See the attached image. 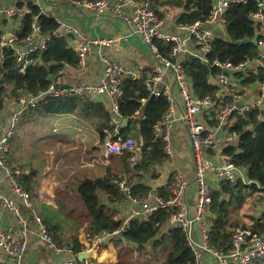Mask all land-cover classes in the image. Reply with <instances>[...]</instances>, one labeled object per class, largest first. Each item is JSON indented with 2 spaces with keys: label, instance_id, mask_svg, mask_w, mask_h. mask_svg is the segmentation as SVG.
Listing matches in <instances>:
<instances>
[{
  "label": "built area",
  "instance_id": "1",
  "mask_svg": "<svg viewBox=\"0 0 264 264\" xmlns=\"http://www.w3.org/2000/svg\"><path fill=\"white\" fill-rule=\"evenodd\" d=\"M42 0H32L40 14ZM73 8L83 14L106 15L124 22L133 36L139 37L150 48L156 65L144 80L145 89L150 95L164 97L170 103V111L164 116L162 122L156 128V137L165 143L164 151L167 158H173L174 149L171 139V130L177 120L184 122L187 136L192 148L195 168L196 204L193 216L189 213L186 202L188 181L184 174L174 176V183L168 186V197L164 199L158 193L148 194L141 198H133L126 183L119 178L116 183L122 192L126 193L132 203L128 219L148 218L160 209L172 211L170 223L181 229L187 236L188 244L195 256V264H205V257H211L217 264H263L264 263V231H254L237 227L233 231L230 248L217 249L211 243L210 214L213 204L214 187L209 183L210 176L222 182L227 181L232 185L244 183L249 185L252 181L247 177L245 170L237 167L233 157L221 152L220 162H214L211 154L218 151L221 144L222 132L232 124L231 117L239 112L245 119L249 113L257 107L264 105V82H258L257 88L261 89L260 98L256 102L244 101V90L238 82L224 70L244 72L248 66L264 64V2H259L260 11L254 14L258 22H262L260 28L259 44L263 50L258 59H252L240 65H232L229 62H221L215 59L212 65L218 69L215 76H208L211 81L214 78L218 84L215 97L211 95L200 99L193 90V84L188 76L183 60L192 57L205 64H210L208 54L212 51V44L217 36L225 37L227 32L226 13L233 4L246 3L247 0H212V9L206 22L197 21L191 24L175 23V32L167 28L165 18L154 7L152 0H64ZM32 15L33 10L28 4L21 7L0 8V19H3L7 29L0 37V64L6 59L5 50L16 51V68L20 74H25L27 68L33 63L32 55L45 52L52 37L65 39L76 51L78 56L77 71L81 73L89 64V55L94 47L98 48V58L102 64V75L99 83H73L65 84L52 80L48 88L37 95L28 90H19V96L15 99L16 107L4 121L0 122V183L7 184L11 193H0V212L11 214L15 218L18 232L12 229H2L0 226V257L7 264H23L27 253L28 238L30 233V221L22 215L21 207L28 209L32 220L39 227V237L47 247L56 254H67L72 257L70 261L58 264H78V257L82 253H95L111 246L120 236L125 226L115 231H91L85 234V244L80 253L54 241L49 233L47 225L34 212L29 192L23 187L20 177L22 171L11 161L10 151L17 126L27 112L35 108L41 101L47 99H86L90 102L101 103L110 114V126L113 131H107L106 137L99 145L104 151L105 157L112 158L129 154V162L139 165L143 157L140 141L135 136L123 138L120 135L122 117L119 111V101L124 95L125 81L141 78L136 70L126 69L115 62L109 49L118 44L114 39H94L87 37L75 26L65 24L55 18L58 28L49 36L42 35V27L39 16H34L31 33L26 38L19 36L22 30V17ZM178 17V16H177ZM177 20V19H176ZM219 29L220 34H215L214 29ZM162 42L168 48V56L163 55L156 42ZM144 77V76H143ZM228 94L232 99L226 101ZM182 105L179 118H176V104ZM242 103L243 107L238 108ZM213 113V127L211 129L205 123V116ZM5 115L3 110L0 117ZM264 119V111L259 113L257 120ZM227 143L236 142L238 134H229ZM227 146V145H226ZM96 163H108L103 158L94 160ZM142 174V173H141ZM143 174H145L143 172ZM121 206V204H119ZM125 224H127L125 222ZM124 224V225H125ZM199 230V239L195 238V229Z\"/></svg>",
  "mask_w": 264,
  "mask_h": 264
},
{
  "label": "trees",
  "instance_id": "2",
  "mask_svg": "<svg viewBox=\"0 0 264 264\" xmlns=\"http://www.w3.org/2000/svg\"><path fill=\"white\" fill-rule=\"evenodd\" d=\"M154 7L160 4H170L180 10L176 22L178 24H191L197 21L206 22L212 9V0H152ZM259 2L264 0H247L246 3L233 4L225 17L227 20V32L225 37L217 36L212 44V51L208 54L210 64L202 63L192 57L183 60V66L190 77L195 95L203 99L209 95L216 96L218 88L207 78L215 76L218 69L212 65L215 59L221 62H229L232 65H240L252 59H258L261 55L258 48L252 44L237 45L236 42L244 39H252L260 34L262 22H258L254 14L260 11ZM28 4L33 10L32 15L22 17L21 38H26L32 31L31 26L34 16H39L42 27V35L49 37L57 28L55 18L40 14L37 6L32 0L20 1L18 6ZM182 9V11H181ZM264 16V10L262 11ZM2 32L0 31V37ZM263 36L260 35L259 38ZM160 52L168 56V48L162 42H156ZM5 61L0 64V112L7 106V101L16 99L19 90H28L29 93L37 95L48 88L55 81L60 82L59 77L65 66L77 67L78 56L71 45L62 38L52 37L45 52L32 55L33 63L27 68L25 74H20L16 68V51L5 50ZM146 76L125 81L124 95L119 101V111L122 119H129L126 127H121L120 135L128 138L132 123L139 125V133L136 137L140 141L143 157L139 165L133 166L129 160V154L121 156V163L117 164L116 174L96 179H84L76 188V196L85 208L87 222L86 230L91 231H115L125 226L120 234L117 246L129 244L138 248H147L152 245L156 263L154 264H195V256L188 244L186 234L170 223L172 211L160 209L150 217L132 218L124 225L123 219L118 217V212L112 207L120 204L127 198L116 183L121 174L128 175L134 171L151 173L156 165L163 164L167 160L162 139L156 137V128L162 122L164 116L170 111V103L164 97L150 95L145 89L144 80ZM241 88L250 87L258 82H264V64L252 65L251 69L237 72L233 77ZM232 99L228 94L226 101ZM264 111V105L257 107L249 113L245 119L239 112H235L231 119V126L227 129L229 134H238L235 143L229 142L224 149L226 154L233 157L237 167L245 170L251 184L238 183L232 185L230 182H219L213 193V204L210 216L211 243L217 249H228L232 241L235 228L240 225V215L243 206L249 203V199L255 194L264 196V119L257 120L259 113ZM76 114L90 122L99 130L102 140L106 137V130L113 131L110 126V114L101 103L90 102L86 99H47L41 101L35 108L25 115L31 117H47L49 115ZM256 127L254 130L253 128ZM122 171V173H118ZM118 173V174H117ZM37 172L23 174L20 181L29 192L31 200L38 197L39 185L36 182ZM142 177V176H134ZM132 178V177H131ZM135 184L126 180L133 198H141L149 194L150 188L143 179ZM62 207V206H61ZM59 207V208H61ZM49 206H44L41 219L47 225L49 233L59 245L70 247L75 254L82 251L83 246L79 238L74 235L70 237L73 245L64 244V239L57 235L58 224L52 223L51 218L46 215ZM39 209V208H38ZM62 209V208H61ZM65 209V208H64ZM44 211V212H43ZM45 215H44V214ZM58 210L56 211V214ZM248 222H243V229L264 231V212L255 219L246 213ZM251 221V225L250 224ZM248 223V224H246ZM241 227V228H242ZM120 255L121 251L118 250ZM162 258H159V256ZM122 258V256H121ZM0 264H5L0 259ZM80 262L78 264H84ZM116 264H144L141 262L119 260ZM264 264V263H263Z\"/></svg>",
  "mask_w": 264,
  "mask_h": 264
},
{
  "label": "crops",
  "instance_id": "3",
  "mask_svg": "<svg viewBox=\"0 0 264 264\" xmlns=\"http://www.w3.org/2000/svg\"><path fill=\"white\" fill-rule=\"evenodd\" d=\"M20 1L25 0H0V8L14 7ZM41 3L43 13L46 16L60 19L62 23L77 27L87 37L116 40L118 44L109 49L112 59L126 69L136 70L141 75V78L150 74L151 69L156 65V60L148 45L139 37L131 35L128 27L121 20L106 15L83 14L64 0H42ZM155 8L165 18L167 28L175 32V23L180 10L173 9L178 15H173L172 10L165 16L160 11V7ZM7 26L11 28V25H7L3 19H0V28L3 31L7 29ZM213 31L215 34L221 33L217 28ZM102 69V64L98 58V48L94 47L89 55L88 67L84 71L79 73L77 68L65 66L59 80L64 85L73 83L97 84L100 81ZM252 86L245 87L243 93L244 101L242 102H256L260 98L261 89L257 88L253 90ZM181 111L182 105L178 102L175 108L177 119L181 115ZM8 115L9 113H6L1 116L0 122L4 121ZM50 118L54 119V126L51 131L44 128V122ZM205 123L209 129L213 127V113L205 116ZM21 125V132L19 134L17 132L13 138L10 159L23 174H29L33 171L37 172L38 197L33 198L31 201L34 212L39 217H41L40 212L45 205L49 206L48 209H50V212L48 210L46 212L49 218L50 215L56 214L57 210V214L60 211H64V214L65 211L68 213L72 212V200L73 196H76L75 191L78 184L84 179L105 177L108 172L110 175L115 176L117 172L115 162H118L117 164L121 163V156L108 159L105 157L104 151L99 147L102 137L99 130L94 126V122H90L76 114L31 118L25 115L21 121ZM26 128L29 129L26 133H29V135L25 137L23 130ZM138 133L139 125L132 123L129 135L137 137ZM170 134L174 149L173 158H167L163 164L156 165L151 173L143 174V171H134L128 175L121 174L122 180L124 182L129 180L135 184L136 181L141 182L140 179H143L150 188V194L156 192L162 198L167 199L168 186L174 183V176L178 173L184 174L188 181L186 202L189 213L193 216L196 204L195 168L192 148L184 122L177 120ZM220 135L223 141L218 146V151L211 154V159L215 163L220 162L221 152L224 151L228 144L227 137L229 135L227 132L224 131ZM102 158L107 160L108 163L94 162V160H101ZM21 160L26 161L25 164L20 163ZM35 164L39 165V170L35 169ZM118 173H122V171ZM139 175L142 177H134ZM219 182L210 176L209 183L214 189L218 187ZM0 193L7 195L11 193L7 184L0 183ZM56 193L61 195V200L56 199ZM120 204L121 206L113 204L112 207L118 212V217H121L125 224V222L129 221L128 214L133 205L128 198ZM58 206H62V209ZM262 208L264 209V205ZM244 209L246 208H242V211L245 213ZM21 212L30 221L28 247L23 264H58L72 259L70 255L56 254L51 251L46 243L40 239L39 227L33 222L30 211L21 207ZM244 213L240 215L241 221H244L246 218L243 216ZM259 217L260 215L254 216L255 219ZM0 226L2 229H12L15 233L18 232L15 218L9 213L0 212ZM82 233L83 231L81 230H78V232L64 230L63 235L60 236L64 239V244L73 245L70 237L76 235L79 238L80 244L84 246L86 232ZM56 234L59 235V233ZM194 234L195 238L199 239V230L197 228ZM119 260H121V256L113 243L99 252L92 253V257L86 260L84 264H116ZM204 260L205 264H217L214 259L208 256Z\"/></svg>",
  "mask_w": 264,
  "mask_h": 264
},
{
  "label": "rangeland",
  "instance_id": "4",
  "mask_svg": "<svg viewBox=\"0 0 264 264\" xmlns=\"http://www.w3.org/2000/svg\"><path fill=\"white\" fill-rule=\"evenodd\" d=\"M159 7H160V11L162 13H164L165 16H167L173 9H176V7H174L170 4H160ZM181 11H182V9H181ZM172 14L178 15V13H176L175 10H173ZM15 107H16L15 99L7 101V106L3 110L4 114H6V113L10 114L11 112H13ZM22 119H21V121H22ZM21 121L19 122V124L17 126L15 135L17 134V132H18V134H19V132H21V129H22V127H20V126H22ZM53 126H54V119L50 118L44 122V128L46 130L50 129V131H51ZM27 131H29L28 128L23 130V135L25 137L29 135V133L26 134ZM25 162L26 161L21 160L20 163L25 164ZM117 163L118 162H115L116 165H117ZM35 165H36L35 169L39 170L40 169L39 165H37V164H35ZM55 195H56V199L61 200V195L59 193H56ZM249 200H250L249 203L247 205L243 206V208H246V209H244L245 213L250 215V216H253V217L255 215L261 216L264 212V209L262 208V206L264 205V196H261L259 194H255ZM72 205H73L72 212H70V213L65 211V214H64V211H62V212L60 211L59 214L50 215L52 223L58 224L59 235H63L64 230H68V232H71V231L78 232V230H81V231H83V233H85V232L87 233L86 226H87V222L89 219L86 217V213H85L86 210L84 208V205L78 199H73ZM49 210L50 209H48V211ZM249 219L250 218H245L244 221L248 222L247 220H249ZM246 224H248V223H246ZM242 225H243V222L240 219L239 227H242ZM248 225H251V221H250V224H248ZM117 241H118V239L114 242V245L116 246V249L120 250L122 253V255H120V253H119V255L122 256L121 260L132 261V262H141L144 264L156 263V260H155L156 257H155L154 249H153L152 245L147 246V248H138L135 246H131L129 244H122L120 246H117L118 245ZM159 258H162V256L160 255ZM0 259H2V258L0 257ZM4 262H5V264H7V261L4 260Z\"/></svg>",
  "mask_w": 264,
  "mask_h": 264
},
{
  "label": "water",
  "instance_id": "5",
  "mask_svg": "<svg viewBox=\"0 0 264 264\" xmlns=\"http://www.w3.org/2000/svg\"><path fill=\"white\" fill-rule=\"evenodd\" d=\"M259 37H260V34H256L252 39H244V40H241V41L236 42V44L237 45L252 44V45L256 46L258 48V50L261 51V50H263V48L259 44ZM248 68L250 69L251 68V65H249ZM224 72L226 74H228L229 76H234L236 74L232 70H224ZM55 79H56V77L53 76V80H55ZM211 82L213 84H218V82L214 78H211ZM252 89L253 90H256L257 89V84H254L252 86ZM237 106H238V108H242L243 107V104L242 103H239ZM128 121H129V119H127V118L123 120V128L126 126V124L128 123ZM253 129L255 130L256 127H254ZM233 143H235V141H233ZM90 257H92V253H82V254L79 255L78 260L80 262H85Z\"/></svg>",
  "mask_w": 264,
  "mask_h": 264
}]
</instances>
